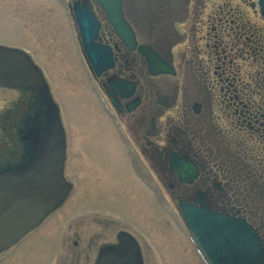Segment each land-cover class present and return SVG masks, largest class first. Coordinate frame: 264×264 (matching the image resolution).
<instances>
[{"label":"rangeland","instance_id":"obj_1","mask_svg":"<svg viewBox=\"0 0 264 264\" xmlns=\"http://www.w3.org/2000/svg\"><path fill=\"white\" fill-rule=\"evenodd\" d=\"M254 3V0H126L128 15L140 41L160 48L177 66L176 76L151 78L158 90L171 95L178 93L182 103L187 100L184 96L196 97L207 89H214L213 95L218 97V86L211 85V75L207 76L206 71L205 59L210 54L207 42L212 41L207 36L213 26L226 29L228 20H235L230 27L244 24V20L249 33L254 32L255 39L263 42L264 21ZM78 37L66 0H0V45L31 52L46 84L48 103L40 99L19 127H27L30 119L32 128L49 121L43 136L60 139L62 134L57 131L61 124L67 144L64 167L68 179L75 184L66 204L42 229L23 243L0 250V264H70L71 256L68 262L64 255L72 240L69 238L62 249L59 237L73 239L78 230L86 244L87 229L102 231L103 219L110 222L112 240L123 227L134 233L148 253V264H206L178 219L176 194L172 200L164 199L149 177L141 172L144 170L124 140L109 100L91 75ZM240 46L246 50L236 47L232 52L240 69L239 76L264 73L262 59L259 57L256 61L253 52L251 56L245 52L248 44ZM258 96L256 93L255 97ZM24 97L16 88H0V150L8 141L4 138L9 136L1 128L3 117L6 122L8 116L19 114V101ZM49 112L58 120H50ZM175 113L177 119L179 112ZM209 126L219 133L216 144L227 146L235 140L225 138L231 131L227 122L214 125L209 120ZM253 141L247 143L253 147ZM255 146L257 151L249 159H243L239 153L238 160L243 166L249 163L255 168L251 178L255 188L256 184L262 188L251 191L253 206L264 220V158L260 155V146ZM119 182L122 185L114 188ZM203 182L200 179L198 185ZM211 195H216L214 189ZM61 255L62 261L58 258Z\"/></svg>","mask_w":264,"mask_h":264},{"label":"flooded vegetation","instance_id":"obj_2","mask_svg":"<svg viewBox=\"0 0 264 264\" xmlns=\"http://www.w3.org/2000/svg\"><path fill=\"white\" fill-rule=\"evenodd\" d=\"M124 1L126 7V0ZM126 12H128L127 7ZM100 13L104 14L101 10ZM104 22L106 23L105 20ZM227 22L228 28L219 29L218 26H213L207 36L212 41L207 42L210 54L205 59L208 63L206 71L207 76L211 75L209 79L213 82L211 85L214 88L218 86V97L213 95L214 89H207L196 97L184 96L187 100L182 103L178 93L171 95L158 90L157 83L151 78L170 75H152L146 58L138 50L128 49L108 23H104L101 36L114 46L117 66L104 72L102 78L104 84L118 77L135 84L131 96L118 97L120 107H113V113L123 127L125 139L135 150V156L144 170L141 172L149 177L158 191H162L167 198L169 196L174 199L176 194L178 200L193 202H197L198 197L203 194L210 208L232 216L245 217L264 237L261 230L263 227H260V223L264 224V220L261 214L255 212L257 208L253 206L255 201L251 192L262 186L256 184L255 188L251 178L255 168L249 163L243 166L238 160L239 153L243 159H249L250 155L257 151L255 145L260 146L262 149H259L262 151L260 155L264 158V73L258 72L257 75L240 77L239 66L232 55L236 47L246 50V47L240 46L241 43H245L249 45L248 51L245 52L250 56L253 52L256 61L260 57L264 62V41L256 40L254 32L249 33L245 25L247 21L243 20L244 24L232 27L230 25L235 20ZM136 31L140 41L137 28ZM263 37L262 35L261 38ZM154 47L167 60L174 63L172 57L164 54L157 46ZM148 83H151V86ZM256 93L259 94L257 98ZM177 111L179 113L176 119L173 113ZM209 120L214 125L227 122L231 126V131L227 132V135L230 134L225 138L235 140L229 141L227 146L216 144L219 133L217 129L210 128ZM247 141H253V147ZM175 156L189 159L198 166V177L193 182L181 180L179 171L173 167ZM200 179L204 181L201 186L198 185ZM120 184L122 185L121 182L117 183L114 188L117 189ZM213 189L215 196L211 195ZM247 193L248 196H245ZM101 228L102 231L87 229L89 233L86 236L88 240L86 244L83 239L81 240L82 235L78 230L77 237L73 239L60 236L61 241L58 243L61 244L62 249L69 238L72 240L71 247L68 249L67 246L65 250L66 255L63 254L64 258L67 260L71 256L70 264H97L102 252L111 253V248L120 244L123 233L137 237L123 227L120 231L117 230L115 240H112L110 237L112 227L110 222L104 219ZM37 229L30 230L31 232L29 231L22 240L29 239ZM140 242L138 239L141 260L143 264H148V253ZM137 251V259L133 258L126 249L118 252L124 257L126 264H138L140 255L139 250ZM63 255L58 257L61 261Z\"/></svg>","mask_w":264,"mask_h":264},{"label":"water","instance_id":"obj_3","mask_svg":"<svg viewBox=\"0 0 264 264\" xmlns=\"http://www.w3.org/2000/svg\"><path fill=\"white\" fill-rule=\"evenodd\" d=\"M107 10L117 33L130 48L137 47V39L130 23L126 20L122 0H99ZM264 14V0H259ZM80 25L84 48L95 70L101 73L114 66L110 46L97 42L100 23L89 3H77L74 7ZM154 74L175 72L156 50L140 45ZM0 85L32 88L39 92L40 99L48 103L46 84L40 70L26 54L19 50L0 46ZM113 92L119 94L117 88ZM130 94V93H129ZM113 101L118 104L113 94ZM57 121L58 117L50 115ZM27 122V132L22 134L26 152L18 163L0 166V250L18 242L31 228L35 227L49 212L54 210L68 195L72 185L64 177L66 143L62 134L51 138L43 136L48 127L43 122L34 128ZM51 125H49L50 128ZM33 152V155L30 153ZM183 180L191 181L182 166ZM201 206L182 204L183 215L192 238L208 264H264V239L244 221L225 214L216 213ZM124 247L137 259L138 247L130 237H120ZM116 253L102 252L97 264H125Z\"/></svg>","mask_w":264,"mask_h":264},{"label":"trees","instance_id":"obj_4","mask_svg":"<svg viewBox=\"0 0 264 264\" xmlns=\"http://www.w3.org/2000/svg\"><path fill=\"white\" fill-rule=\"evenodd\" d=\"M4 120H5V116H4V119L2 120L3 130H5V134L10 135V140L16 145L17 137L13 131L16 120L15 118L12 119V117H9V116L6 122H4ZM16 151H17V148H16ZM9 158L11 157L9 156V152L7 151V149L3 150L1 154V158H0V165H5L9 163L7 161V159Z\"/></svg>","mask_w":264,"mask_h":264}]
</instances>
